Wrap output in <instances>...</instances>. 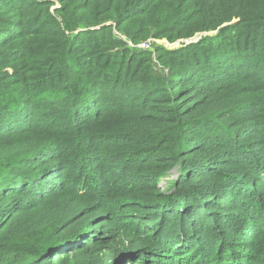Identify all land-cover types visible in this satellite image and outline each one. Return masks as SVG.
<instances>
[{
    "label": "trees",
    "instance_id": "trees-1",
    "mask_svg": "<svg viewBox=\"0 0 264 264\" xmlns=\"http://www.w3.org/2000/svg\"><path fill=\"white\" fill-rule=\"evenodd\" d=\"M0 264H264V0H0Z\"/></svg>",
    "mask_w": 264,
    "mask_h": 264
},
{
    "label": "rangeland",
    "instance_id": "rangeland-1",
    "mask_svg": "<svg viewBox=\"0 0 264 264\" xmlns=\"http://www.w3.org/2000/svg\"><path fill=\"white\" fill-rule=\"evenodd\" d=\"M230 25V24H228ZM216 32L214 33H206V34H199L197 36H195L192 39H187V40H183V41H178L175 43H170L167 40H157L154 41L152 40V42L148 43L147 45L143 44L140 46H134L132 43H129V47L130 48H141L143 50H149L151 51V49L153 48L154 45L160 46V47H164L165 49H168L170 51H174V50H179L180 48L184 47V46H188L189 44L192 43H198L204 36H214ZM116 35L118 36V38L126 40L124 37L120 36L117 32ZM127 42V41H126ZM157 56V55H156ZM158 65V64H157ZM180 174V170L178 168L174 169L173 171H170L165 177H163L160 180V189L163 192H168L169 190L172 189V186L170 185L172 181H178Z\"/></svg>",
    "mask_w": 264,
    "mask_h": 264
}]
</instances>
